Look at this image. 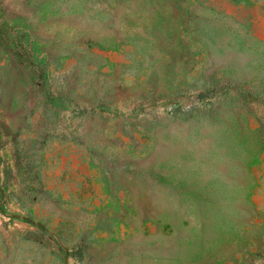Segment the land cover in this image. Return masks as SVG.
<instances>
[{
  "label": "rangeland",
  "instance_id": "374dc122",
  "mask_svg": "<svg viewBox=\"0 0 264 264\" xmlns=\"http://www.w3.org/2000/svg\"><path fill=\"white\" fill-rule=\"evenodd\" d=\"M0 264H264V0H0Z\"/></svg>",
  "mask_w": 264,
  "mask_h": 264
}]
</instances>
